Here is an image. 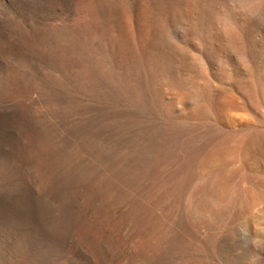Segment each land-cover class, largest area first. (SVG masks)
<instances>
[{
  "label": "rangeland",
  "instance_id": "obj_1",
  "mask_svg": "<svg viewBox=\"0 0 264 264\" xmlns=\"http://www.w3.org/2000/svg\"><path fill=\"white\" fill-rule=\"evenodd\" d=\"M222 9L0 0V264H264V25Z\"/></svg>",
  "mask_w": 264,
  "mask_h": 264
},
{
  "label": "clouds",
  "instance_id": "obj_2",
  "mask_svg": "<svg viewBox=\"0 0 264 264\" xmlns=\"http://www.w3.org/2000/svg\"><path fill=\"white\" fill-rule=\"evenodd\" d=\"M231 12L222 9L216 16V22L222 32L228 29L239 34V29L232 14L239 15L249 21L264 25V0H228Z\"/></svg>",
  "mask_w": 264,
  "mask_h": 264
},
{
  "label": "bare ground",
  "instance_id": "obj_3",
  "mask_svg": "<svg viewBox=\"0 0 264 264\" xmlns=\"http://www.w3.org/2000/svg\"><path fill=\"white\" fill-rule=\"evenodd\" d=\"M43 231H44V230H43ZM44 236H45V235H44ZM51 236H52V235H51ZM28 241H29V240H28ZM49 241H50V245H49L50 247H51V245H52V247L55 246V247L58 248V250H59L60 252H61L62 250H65L64 248H65L66 246H64V243H63V242H62V243L60 242V240H59L58 237L56 238V237L54 236V237H52V238H49ZM47 245H48V244H47ZM49 246H45V245L43 246V245H42V248H43V249L45 248V251H46V248H47V247L49 248ZM48 248H47V249H48ZM49 249H50V248H49ZM50 250H51V249H50ZM59 251H57L56 253H58ZM36 252H37V251H36ZM60 252H59V253H60ZM48 254H49V253H48ZM73 254H75V255H74V257H75V259H74V260H75V263L78 264V262H79V261H78V252H74ZM52 264H57V261H56V262L54 261ZM73 264H74V263H73ZM91 264H95V263H91Z\"/></svg>",
  "mask_w": 264,
  "mask_h": 264
}]
</instances>
